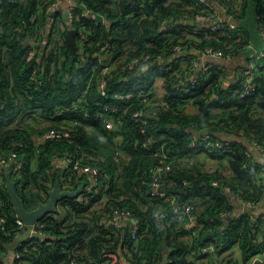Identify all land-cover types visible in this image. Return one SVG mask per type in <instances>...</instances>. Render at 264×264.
I'll use <instances>...</instances> for the list:
<instances>
[{
  "label": "trees",
  "instance_id": "16d2710c",
  "mask_svg": "<svg viewBox=\"0 0 264 264\" xmlns=\"http://www.w3.org/2000/svg\"><path fill=\"white\" fill-rule=\"evenodd\" d=\"M53 1L0 0V155L15 152L22 161L0 165V217L5 219L0 223V264H5L6 244L24 232L16 223L5 188L8 170L27 209L47 200L56 176L63 188L75 189L83 184L77 197L59 203L60 211L58 208L40 219L46 237H29L15 247L12 264H126L125 260L129 264H212V254L200 253L208 243L214 244L215 253L237 247L238 256L230 257L228 264H245L262 252L264 234L260 233V224L264 215L255 217L251 210L264 196V182L259 178L258 152L249 147L257 141L264 155V59L254 58L258 67L255 85L245 95L235 94L242 88L241 76L234 74L236 67L231 71L216 60L211 62L214 68L209 80L191 92L184 95L167 85V96L175 103L192 95L196 112L160 110L155 118L141 124L131 117L142 109L139 100L113 98L119 91L135 90L138 84L132 81L139 76L120 80L114 77L108 80L104 95L97 90L101 48L118 55L125 47L135 46L137 52L156 55L161 46L183 39L181 32L197 25L195 14L201 7L196 0H77L72 24L84 27L88 36L81 55L77 49L70 52L65 31L59 30L69 24L60 11L56 12L58 21L50 25L53 34L57 31L59 36L52 39V34L47 43L35 44L42 38L40 29L48 25V6ZM218 1L228 12L239 3L237 27L213 30L206 38L199 33V45L230 51L229 60L240 55L249 59V46L263 47L257 16L264 17V0ZM82 4L91 15L77 18ZM249 7L253 8L255 34L243 23ZM188 19L194 21L188 23ZM34 47L39 51L29 58V50ZM45 51L48 54L42 65L39 57ZM144 78V84H151L150 77ZM106 106L118 107L111 114L121 119L124 138L120 144L114 143L112 133L94 117L97 111L107 113ZM58 110L61 114L56 115ZM73 120L79 123L72 124ZM86 123L92 128L86 129ZM51 128L68 129L69 136L35 140L36 134ZM205 128L212 139L225 144L224 149L203 151V147L188 146L190 133ZM149 136L154 151L170 155V167L164 168L161 179L167 180L162 188L173 201L151 193L149 182L159 158L138 143ZM163 140L164 148L157 149ZM245 150L250 151L253 160L248 159ZM66 153L75 158L84 154L103 157L96 165L105 171L102 182L107 183V191L87 190L86 174L57 166L54 155ZM211 159L223 165L225 171L208 170L207 161ZM82 195L87 197L83 201ZM233 196L253 207L237 216H221L234 209ZM188 204L193 206L188 213L174 208ZM114 208L129 210L138 219L135 238L130 236L128 225L108 232L103 219H108Z\"/></svg>",
  "mask_w": 264,
  "mask_h": 264
},
{
  "label": "built area",
  "instance_id": "2783aa9c",
  "mask_svg": "<svg viewBox=\"0 0 264 264\" xmlns=\"http://www.w3.org/2000/svg\"><path fill=\"white\" fill-rule=\"evenodd\" d=\"M64 0H54L48 6V9L51 12L49 17V22L46 29H40L42 38L39 42L35 44H44L47 43L51 35L54 33L53 30H50V25L54 21H58L59 15L57 11L61 12L69 24L59 29L60 31H65L67 28H75V45L78 54H83L82 50L87 41V33L84 30V27H77L72 24L73 20V11L76 6H78L77 0H67L68 4L64 10L57 7L59 3ZM196 5L201 7V10L195 14V21L197 25L192 30H184L181 32L183 39L179 41H172L171 45L161 46L157 50L156 55H152L149 52H137V47H125L124 51L118 55H114V52L111 49L101 48V63L99 68V74L97 75V90L101 95H104L106 92V85L108 80L113 79L114 77L117 80L122 78L128 79L134 75L139 76L135 81H132L133 84H138V87L134 89H129L128 91H119L113 98L114 100H124L131 99L135 97L142 103V109L136 110L131 115L132 119L135 122L145 124L149 119L155 118L160 110H182L185 113H193L197 111V106L194 101V97L191 95L188 98H183L179 103H175L173 98L167 96V90L169 89L167 85H170L172 88L183 92L185 95L188 92H191L195 87H197L201 82H207L209 80V74L213 71L214 66L208 63L210 59H231V52H224L221 49H216L211 45H199L198 42L200 39L199 33L203 35L204 38L209 37L211 31L217 30L228 26L229 28H236L237 21L236 15L240 9L239 3L235 4V10L228 12L227 9L219 4L218 0H196ZM81 13L77 15L82 17H89L91 15L90 10L85 5H80ZM258 22V32L262 42L263 47L257 49L253 46H249L251 49L249 59H244L242 63H238V66L234 69V74L241 76L242 88L239 91H235V94L239 96L245 95L254 88V77L258 72L257 63L254 58L262 57L264 59V17L257 16ZM191 23L194 19H188L187 22ZM166 22L164 21L163 24ZM59 36V33L55 31ZM180 34V33H179ZM57 35L53 34L52 39H56ZM39 50L34 47L29 50L28 57L33 58L36 56V53ZM48 54V51L40 53V60L44 65V57ZM215 60V61H216ZM93 68H96L95 66ZM36 70L33 72L32 78H35ZM144 73V74H143ZM145 76L150 77L151 81L149 85L144 84ZM189 95V94H188ZM107 113L97 111L94 113V117L100 119L105 128L112 133V138L115 144H120L123 141V127L121 125V119L113 118L111 112H116L118 107H105ZM56 115L61 114V111L58 110L55 113ZM84 115L87 117L88 112L85 111ZM79 123V120H73L72 124ZM86 129L92 128V124L86 123ZM206 132L203 133L202 131ZM202 131L193 130L190 133V139L188 146H200L203 147V151L211 150L213 148L224 149L225 144L219 140H214L211 138L209 131L205 128ZM143 132V131H142ZM68 129H48L41 134L35 135V140L38 142L45 141L47 139L68 137ZM141 147L146 150L153 151V155L159 158V163L155 167L153 177L151 179L150 186L152 187L151 193H154L159 196H165L167 199L173 201V199L166 193L162 188L164 183L167 182L166 179H161V173L164 168L170 167V155L162 153L159 155L153 149V139L149 136L143 141L139 142ZM166 141L163 140L157 149H163ZM252 148H254L258 154L261 153L262 148L257 141H253ZM117 154H120L124 157L123 152L120 150L116 151ZM245 155L249 160H253V157L250 151L245 150ZM262 154V153H261ZM263 155V154H262ZM53 160L57 163L58 166H63L66 169H74L78 173L86 174L88 178L87 190L94 189L97 191H107V183L102 182V179L105 178V171L103 167H100L96 164L102 162L103 157L92 156L89 154H84L80 158H75L70 153L63 155H54ZM22 164V161L18 159L15 152H11L7 155H0V165H8L10 163ZM71 166V167H70ZM208 170H212L210 167H207ZM260 181L264 182V155L262 156L261 168L259 173ZM214 185H218L217 181L212 182ZM226 189H229L228 187ZM84 195V194H83ZM80 196V200L83 201L85 196ZM246 204L248 206L252 205L250 203ZM176 210H181L185 213L190 212L193 209V206L188 205H174ZM221 216L228 217L233 216L232 211H224L221 213ZM5 219L0 217V223H3ZM126 221L130 236L135 238L137 231L139 230V221L138 219L131 214L129 210H123L114 208L112 214L108 219H103L104 225L108 226V232L114 233L116 230H121L122 223ZM16 223L23 227V233L27 230L31 232H37L46 235V233L41 229L44 226V223L40 220L27 224L24 223L21 219L17 218ZM260 233L264 234V220L260 224ZM21 235V234H20ZM19 236V235H18ZM237 247L234 246L231 249L224 250L221 253H215L214 244L208 243L200 249V253L204 255L212 254V264H228L227 260L230 257H237L238 253L236 252ZM202 261L206 262L207 257L203 256ZM264 264V250L258 254L253 255L245 264Z\"/></svg>",
  "mask_w": 264,
  "mask_h": 264
},
{
  "label": "water",
  "instance_id": "95a60500",
  "mask_svg": "<svg viewBox=\"0 0 264 264\" xmlns=\"http://www.w3.org/2000/svg\"><path fill=\"white\" fill-rule=\"evenodd\" d=\"M189 22L191 23V21ZM75 34H76L75 28H67L65 30L66 42L69 46L71 53H73L76 48ZM202 132L205 133L206 131L203 130ZM249 148L253 149L252 146H250ZM5 188L9 195L10 202L13 205V209L16 217L21 219L24 223L30 224L40 220L44 215L48 213L56 212L59 208V203L65 198L77 197L83 189V184L78 185V187L75 189L63 188L60 178L56 176L51 188L48 190L47 200L44 202L42 201L38 202L37 206L33 209H27L25 207L22 198L17 192L16 183L12 179L10 170L5 172ZM126 224H127L126 222L123 223L124 226H126ZM121 235L122 236L125 235L124 230L121 231ZM46 236L47 235L41 233L31 232L30 230H27L25 233H22L21 235L17 236L13 241L6 244L8 252L3 257L5 264H12V261L15 257L14 249L16 246L19 245L20 242L26 240L29 237L44 238ZM119 254L123 257L121 251H119ZM167 260H168L167 256L164 255L163 262L166 263ZM125 263L129 264L126 260Z\"/></svg>",
  "mask_w": 264,
  "mask_h": 264
},
{
  "label": "crops",
  "instance_id": "0c3cea01",
  "mask_svg": "<svg viewBox=\"0 0 264 264\" xmlns=\"http://www.w3.org/2000/svg\"><path fill=\"white\" fill-rule=\"evenodd\" d=\"M67 4H68V1L67 0H64V1H62L61 3H59L58 5H57V7H59L60 9H62V10H64L65 8H66V6H67ZM262 43V42H261ZM240 58H235V59H233V60H224V59H219L220 61H219V63L220 62H222V63H224L225 65H228L229 66V68H231V71L235 68V67H237L238 66V63H242V61L245 59L244 58V56H242V55H240L239 56ZM216 59H210V60H208V63L210 64V65H213V63H211V62H216L215 61ZM217 61H218V59H217ZM255 156H256V158L261 162L262 161V157H260L259 156V154H255ZM57 164V163H56ZM207 167H210L212 170L213 169H216V168H219V169H221V170H223V171H225V167L223 166V165H221L219 162H216V161H214V159H211V160H208L207 161ZM58 166V165H57ZM234 197V201H232L233 202V206H234V209L232 210V212H233V215L234 216H237L239 213H241V212H243L244 210H246L248 207H253L252 208V214L253 215H255V217L257 216V215H260V214H262V215H264V196H263V198L256 204V205H250V206H248L247 204H246V202L245 201H243V200H241L240 198H238L237 196H233ZM59 211H60V208H59ZM124 222H126V221H124ZM123 222V223H124ZM123 223H122V227H125L124 225H123ZM127 223V222H126ZM127 225V224H126ZM236 252H238L237 251V249H236Z\"/></svg>",
  "mask_w": 264,
  "mask_h": 264
},
{
  "label": "rangeland",
  "instance_id": "374dc122",
  "mask_svg": "<svg viewBox=\"0 0 264 264\" xmlns=\"http://www.w3.org/2000/svg\"><path fill=\"white\" fill-rule=\"evenodd\" d=\"M243 23L245 24L244 27L249 29L252 34H255V25L253 23V8L249 7L248 10L246 11V15L243 18ZM255 42L259 45L260 40L259 37L256 35ZM254 46V45H253ZM260 46V45H259ZM259 46H254L256 48H259Z\"/></svg>",
  "mask_w": 264,
  "mask_h": 264
}]
</instances>
